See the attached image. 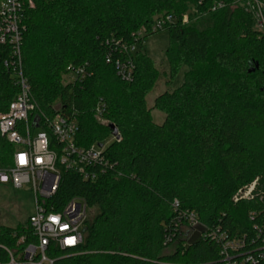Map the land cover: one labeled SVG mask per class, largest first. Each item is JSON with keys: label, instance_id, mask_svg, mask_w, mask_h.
I'll return each instance as SVG.
<instances>
[{"label": "trees", "instance_id": "trees-1", "mask_svg": "<svg viewBox=\"0 0 264 264\" xmlns=\"http://www.w3.org/2000/svg\"><path fill=\"white\" fill-rule=\"evenodd\" d=\"M215 1L23 0V70L38 107L50 115L55 103L76 111L81 146L105 143L111 124L119 131L104 150L112 166L95 181L62 172L51 201L59 209L79 197L96 213L79 246L49 250L58 263L224 264L217 239L224 235L244 242L235 259L251 255L255 262L245 264H264V32L239 0L212 11ZM168 14L169 81L188 69L179 87L155 98L165 114L156 123L146 96L159 70L141 48L156 33L155 20ZM135 43L134 51L124 48ZM11 54V45L0 43V110L19 91L4 65ZM117 60L133 63L130 80L118 75ZM78 69L84 75L64 82ZM100 101L107 124L95 116ZM14 149L0 133L1 166ZM253 183L249 197L234 200ZM190 213L198 223L186 238ZM0 230L8 247L26 232L20 247L34 240L23 224ZM7 259L0 249V261Z\"/></svg>", "mask_w": 264, "mask_h": 264}, {"label": "built area", "instance_id": "built-area-1", "mask_svg": "<svg viewBox=\"0 0 264 264\" xmlns=\"http://www.w3.org/2000/svg\"><path fill=\"white\" fill-rule=\"evenodd\" d=\"M239 1L254 15L256 28L264 32V0ZM225 5L223 0L215 1L211 10H219ZM24 10L23 0H0V43H8L12 47L11 59L5 60L4 65L11 71V76L19 88L8 108L0 110V133L15 147L12 162L7 166L0 165V186L27 187L33 191L35 209L23 227L29 229L34 240L20 247L29 235L26 232L17 238L14 247H8L0 242V249L8 257L7 261H0V264H60L57 262L59 258L49 255V250L79 246L84 239L83 227L91 209L86 201L79 197L71 198L59 209L51 201L58 191L62 172L75 170L84 179L95 181L99 172L105 171L112 163L104 155L108 145L106 142L102 143V146L95 142L87 147L76 143L79 131L76 111L65 112L59 104L58 107H54L55 113L50 115L38 107L23 70ZM189 11L183 15L185 22L189 18ZM172 22L173 15L160 16L151 27V32L166 31ZM141 31L137 33L136 38H142L146 34L144 29ZM124 48L134 51L137 44L125 45ZM111 61L108 57L107 62ZM115 66L121 78L125 80L132 78L134 66L131 61L117 60ZM84 73V69H78L73 71L72 75L75 79ZM104 111L105 104L100 101L96 106L95 116L101 123L107 124L102 117ZM111 136L113 139L119 137L112 134ZM254 184L240 189L234 200L249 197ZM197 223L195 215L190 213L187 215V225L183 227L195 228ZM211 234L216 237L214 233ZM11 236L16 238L17 231L14 230ZM217 239L223 240L224 264L255 262L251 255L237 260L232 254L242 247L244 244L242 239H229L224 235Z\"/></svg>", "mask_w": 264, "mask_h": 264}, {"label": "rangeland", "instance_id": "rangeland-1", "mask_svg": "<svg viewBox=\"0 0 264 264\" xmlns=\"http://www.w3.org/2000/svg\"><path fill=\"white\" fill-rule=\"evenodd\" d=\"M193 6L190 5L188 10L190 14L194 12ZM204 25L200 26L203 27ZM142 33V31H141ZM169 45V34L167 31H158L144 40L142 50L155 60V65L159 70L158 80L150 93L146 96L148 108L151 109L153 120L156 123H162L165 119V114L154 108L155 98L165 91H172L179 87L183 82L187 66H183L178 72L172 83L169 81V65L166 58V49ZM140 48V47H139ZM64 82L74 79L72 74L63 76ZM170 83V84H169ZM56 107L59 103H55ZM113 140L112 136L106 139L109 144ZM34 194L30 188L22 187L15 188L12 185L0 186V227H17L19 224H25L29 216L34 212ZM96 213L95 208L90 209L89 218L91 219ZM185 232L184 237L188 238L194 232L192 226L183 227Z\"/></svg>", "mask_w": 264, "mask_h": 264}, {"label": "water", "instance_id": "water-1", "mask_svg": "<svg viewBox=\"0 0 264 264\" xmlns=\"http://www.w3.org/2000/svg\"><path fill=\"white\" fill-rule=\"evenodd\" d=\"M110 128L112 129V135L118 137L119 136L118 128L114 124H111ZM99 145L102 146V143H99Z\"/></svg>", "mask_w": 264, "mask_h": 264}]
</instances>
